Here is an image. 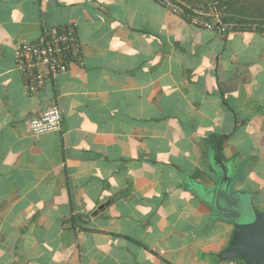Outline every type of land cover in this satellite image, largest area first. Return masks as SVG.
Returning <instances> with one entry per match:
<instances>
[{
    "label": "crops",
    "instance_id": "obj_1",
    "mask_svg": "<svg viewBox=\"0 0 264 264\" xmlns=\"http://www.w3.org/2000/svg\"><path fill=\"white\" fill-rule=\"evenodd\" d=\"M67 23L82 60L30 93L15 46ZM53 105L62 129L28 134ZM250 203L264 213V29L0 0V264H222Z\"/></svg>",
    "mask_w": 264,
    "mask_h": 264
},
{
    "label": "built area",
    "instance_id": "obj_2",
    "mask_svg": "<svg viewBox=\"0 0 264 264\" xmlns=\"http://www.w3.org/2000/svg\"><path fill=\"white\" fill-rule=\"evenodd\" d=\"M154 1L177 15L186 16L189 22L215 30L221 35L243 26L223 21L218 11L190 14L172 0ZM207 15L212 19L206 18ZM14 56L27 90L30 93H38L49 78L67 72L72 64L82 60V42L79 39L77 24L67 23L44 28L36 39L21 40L14 48ZM61 129L62 112L57 105L47 108L26 126V132L31 135H42Z\"/></svg>",
    "mask_w": 264,
    "mask_h": 264
},
{
    "label": "water",
    "instance_id": "obj_3",
    "mask_svg": "<svg viewBox=\"0 0 264 264\" xmlns=\"http://www.w3.org/2000/svg\"><path fill=\"white\" fill-rule=\"evenodd\" d=\"M240 213L244 220L234 222L231 241L219 259H242L245 264H264V213L256 210L252 203Z\"/></svg>",
    "mask_w": 264,
    "mask_h": 264
},
{
    "label": "trees",
    "instance_id": "obj_4",
    "mask_svg": "<svg viewBox=\"0 0 264 264\" xmlns=\"http://www.w3.org/2000/svg\"><path fill=\"white\" fill-rule=\"evenodd\" d=\"M184 9L186 13L195 14V9L201 7V2L205 0H172ZM220 14L223 21L228 23L240 24L242 27H253L264 29V0H208ZM205 4H208L205 2ZM207 6V5H206ZM205 12L211 13L209 8H204ZM209 11V12H208ZM213 12V11H212ZM186 17V16H185ZM186 19V18H185ZM212 19V18H208ZM225 137V136H224ZM217 148V158L221 159V144ZM222 264H245L242 259L222 261Z\"/></svg>",
    "mask_w": 264,
    "mask_h": 264
},
{
    "label": "rangeland",
    "instance_id": "obj_5",
    "mask_svg": "<svg viewBox=\"0 0 264 264\" xmlns=\"http://www.w3.org/2000/svg\"><path fill=\"white\" fill-rule=\"evenodd\" d=\"M205 2H207L208 4H205ZM207 5V6H206ZM203 7V10L204 8H209V11H214V10H217V8L215 7V5H213L211 2H209L208 0H205L204 2H201V8ZM208 11V12H209ZM241 207L243 206L242 204L240 205Z\"/></svg>",
    "mask_w": 264,
    "mask_h": 264
}]
</instances>
